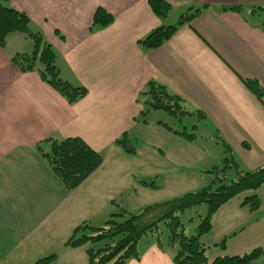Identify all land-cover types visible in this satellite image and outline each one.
<instances>
[{"label": "crops", "instance_id": "obj_1", "mask_svg": "<svg viewBox=\"0 0 264 264\" xmlns=\"http://www.w3.org/2000/svg\"><path fill=\"white\" fill-rule=\"evenodd\" d=\"M170 1L167 18L159 17L148 0L10 1L52 45L61 76L84 85L88 94L70 103L37 70H23L14 56L34 49L25 33H10L0 45V264H33L65 245L82 222L67 225L85 205L98 211L103 205V213L111 216L125 200L139 203V184L143 193L150 192L153 187L141 183L153 180L147 176L135 175L114 188L105 184L110 171L125 168L116 158L132 154L117 140L126 135L135 143L132 133L147 120L150 109L139 98L150 80L180 95L186 114L231 146L241 170L264 164V98L243 81L254 78L264 88V0ZM229 5L242 10L226 9ZM98 7L114 16L110 25L93 26ZM196 9L201 11L161 47L148 50L139 43L154 28L174 24L177 14L179 20ZM68 137L83 138L104 158L71 190L44 156L52 139ZM130 174L127 169L125 177ZM257 192L258 210L243 204L242 194L214 215L213 228L202 237L209 260L264 248V184ZM151 236L139 243L141 258L129 264H175L172 246L161 247L158 236ZM224 239L225 247L219 244Z\"/></svg>", "mask_w": 264, "mask_h": 264}, {"label": "trees", "instance_id": "obj_2", "mask_svg": "<svg viewBox=\"0 0 264 264\" xmlns=\"http://www.w3.org/2000/svg\"><path fill=\"white\" fill-rule=\"evenodd\" d=\"M10 1L0 0V45H5L7 36L13 32H23L30 36L34 42L33 51L18 53L14 56L15 62L25 71L37 70L41 77L70 103L84 98L88 94L87 87L73 84L61 76L56 51L52 45L44 40L40 32L33 31L29 15L13 7ZM148 1L153 11L161 18H167L173 9L170 0ZM225 8L241 12L242 5H229ZM199 11L201 9L185 13L174 24L154 28L139 43L148 50L161 47L177 32L180 24L190 22ZM113 21L114 16L106 9H96L93 26L106 27ZM243 81L263 101L264 88L259 81L254 78H243ZM141 95L144 98H139V101L149 109H163L174 115L187 112L180 104V95L170 94L165 85L155 80L149 81L148 90ZM146 113L147 110H143V115ZM51 141V150L44 153V156L69 190L83 183L104 161L102 154L81 137ZM117 142L129 153H135V146L126 135ZM222 142L228 155L224 157L222 166H214L211 170L215 174L211 185L164 202L148 204L138 213H128L125 208H120L118 212L112 213L102 226H93L84 221L73 229L66 245L86 246V264H129L132 260H139V243L143 237L150 235L158 236V244L161 247L164 244L177 246L173 255L175 264H248L264 256V248L257 247L244 254L219 255L213 260L208 258L207 246L202 237L213 228V218L218 210L230 199L242 194H246L243 204L253 211L258 210L262 204L257 191L264 184V164L254 169L241 170L231 153V146L224 140ZM141 183L159 188L155 179L142 180ZM203 203L207 204V213L201 218L195 233L188 234L181 219L182 214L187 209ZM162 223L167 224L169 228L166 242L160 236L159 228ZM219 244L225 247L226 239ZM54 258L55 254H51L33 264H50Z\"/></svg>", "mask_w": 264, "mask_h": 264}, {"label": "rangeland", "instance_id": "obj_3", "mask_svg": "<svg viewBox=\"0 0 264 264\" xmlns=\"http://www.w3.org/2000/svg\"><path fill=\"white\" fill-rule=\"evenodd\" d=\"M178 15L172 22H177ZM143 121H145L144 117ZM131 139L135 141L133 145L136 147V152L124 154V158H116L117 163L125 168L110 171L105 184L111 188L122 182L127 185L136 175L139 179L146 176L147 179H155L159 188H152L149 193L146 191L143 193L144 190L139 184V203L135 204L134 201L128 203L125 200L122 204L128 213H138L148 204L164 202L211 185L215 176L211 170L217 164L222 166L224 157L228 155L225 146L210 126L200 124L197 117L187 114L174 115L163 109L151 108L147 120L132 133ZM127 169L131 174L125 177ZM133 186V183L129 184L130 190H133ZM117 201L120 202V199ZM111 205H108V209ZM102 208L103 205L98 211L95 207L90 209V205H85L80 210L79 216L67 226L77 220L78 223L87 220L93 226L104 225L110 213L105 215ZM119 210L120 207L116 208L117 212ZM207 210V204L203 203L187 209L182 214L181 219L188 234L195 233ZM60 226L61 223L56 227L54 235L59 232ZM159 229L162 240L166 242L169 234L168 225L162 223ZM149 237L152 236L143 237L141 243ZM170 248L174 252L177 250V246ZM51 254H55V258L50 264L85 263L87 258L84 247L69 248L66 241L65 245L53 247L49 255ZM248 264H264V256Z\"/></svg>", "mask_w": 264, "mask_h": 264}]
</instances>
